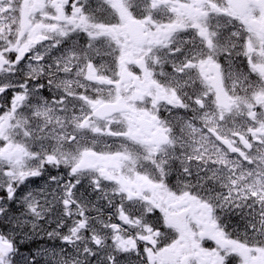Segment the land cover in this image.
I'll return each instance as SVG.
<instances>
[{"label":"snow or ice","instance_id":"obj_1","mask_svg":"<svg viewBox=\"0 0 264 264\" xmlns=\"http://www.w3.org/2000/svg\"><path fill=\"white\" fill-rule=\"evenodd\" d=\"M0 264H264V0H0Z\"/></svg>","mask_w":264,"mask_h":264}]
</instances>
